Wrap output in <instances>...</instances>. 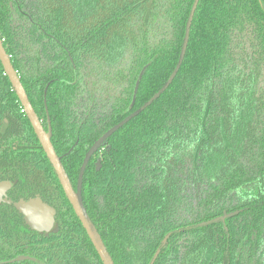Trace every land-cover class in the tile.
<instances>
[{
  "label": "trees",
  "instance_id": "obj_1",
  "mask_svg": "<svg viewBox=\"0 0 264 264\" xmlns=\"http://www.w3.org/2000/svg\"><path fill=\"white\" fill-rule=\"evenodd\" d=\"M194 1L0 0V38L75 189L91 146L168 81ZM8 181L59 230L0 204V264H102L0 62ZM83 202L115 264H264V0H200L175 80L94 155Z\"/></svg>",
  "mask_w": 264,
  "mask_h": 264
},
{
  "label": "water",
  "instance_id": "obj_2",
  "mask_svg": "<svg viewBox=\"0 0 264 264\" xmlns=\"http://www.w3.org/2000/svg\"><path fill=\"white\" fill-rule=\"evenodd\" d=\"M200 0H195L193 6L191 8L188 21L185 29V36L182 44V49L180 53V57L178 63L169 77L168 81L165 85L141 108L127 116L124 120H122L119 124L114 126L112 129L107 131L100 139H98L95 144L90 148L88 153L85 156L83 164L80 169L77 188L74 189L68 174L64 168L62 163V158L58 156L56 153L54 146L52 144V129L49 126L48 131L45 130L42 122L40 121L34 107L32 106L27 92L24 86L21 83L18 72L15 70L13 63L11 61L10 56L7 54V51L4 47L3 41L0 38V62L3 66L5 75L9 78V81L12 85L14 92L16 93L18 100L24 109V113L26 114L35 135L38 138V141L52 165L60 185L67 197L70 205L72 206L76 216L78 217L80 223L82 224L84 230L86 231L93 247L95 248L97 254L100 257V260L103 264H115L111 255L109 254L101 235L99 234L96 226L92 222L85 206L82 198V187H83V178L87 169V166L93 157V155L102 147L107 139L112 137L116 132H118L121 128H123L126 124H128L132 119L140 115L143 111L149 108L155 101H157L170 87V85L175 80L177 74L179 73L187 52L190 32L194 20L195 13L197 11ZM143 73H141L134 91V99L139 90L140 82L142 80ZM101 162H97V171L100 170ZM11 183H0V201H2V196L6 191L11 189ZM17 210L25 217L27 224L35 231L38 232H56L58 230L57 222L55 221V213L54 210L48 205L44 204L41 200H31L29 202H20L16 204ZM22 260H33L30 257H19L17 261Z\"/></svg>",
  "mask_w": 264,
  "mask_h": 264
},
{
  "label": "flooded vegetation",
  "instance_id": "obj_3",
  "mask_svg": "<svg viewBox=\"0 0 264 264\" xmlns=\"http://www.w3.org/2000/svg\"><path fill=\"white\" fill-rule=\"evenodd\" d=\"M47 90H48V87L46 88V90H45V97H46V95H47ZM45 103H46V100L44 101ZM32 104V103H31ZM33 106V105H32ZM135 112V111H134ZM46 114H47V129H45L46 131H48V129H49V126H51V120H50V117H49V114H48V110H47V107H46ZM132 114V113H131ZM40 119V118H39ZM40 121L42 122V125L44 126V121L43 120H41L40 119ZM45 128V127H44ZM51 129H52V127H51ZM52 136H53V134H52ZM101 138V137H100ZM99 138V139H100ZM95 144V143H94ZM93 144V145H94ZM92 145V146H93ZM104 145V144H103ZM102 145V146H103ZM91 146V147H92ZM90 150V149H89ZM88 150V151H89ZM99 151V150H98ZM97 151V152H98ZM96 152V153H97ZM88 153V152H87ZM86 153V154H87ZM95 153V154H96ZM94 154V155H95ZM94 155H93V157H94ZM86 156V155H85ZM93 157L91 158V160L93 159ZM84 159H85V157H84ZM91 160H90V162H91ZM84 161V160H83ZM98 161H100L101 162V159H98L96 162H95V166H96V171H97V162ZM89 162V163H90ZM83 164V163H82ZM89 165V164H88ZM82 166V165H81ZM88 167V166H87ZM101 168H102V162H101V167H100V170H101ZM81 169V168H80ZM87 170V169H86ZM99 170V171H100ZM98 171V172H99ZM80 173V172H79ZM86 173V172H85ZM85 176V175H84ZM78 177H79V175H78ZM83 180H84V178H83ZM77 182H78V180H77ZM0 183H11L12 184V187H11V189H9L8 191H6L5 192V194L2 196V201H0V204H6V205H12L16 210H17V208H16V204H18V203H20V202H13L12 200H10V195H9V193H10V191L13 189V187H14V183L13 182H0ZM77 188V187H76ZM75 189V188H74ZM64 192V191H63ZM65 194V193H64ZM67 198V197H66ZM82 198H83V187H82ZM33 200H37V199H33ZM38 200H41V199H38ZM31 201V200H30ZM42 201V200H41ZM21 202H24V201H21ZM27 202H29V201H27ZM43 202V201H42ZM44 203V202H43ZM84 203V202H83ZM44 204H46V203H44ZM47 205V204H46ZM49 206V205H48ZM85 206V205H84ZM50 207V206H49ZM72 207V206H71ZM52 208V207H51ZM86 208V207H85ZM53 209V208H52ZM73 209V208H72ZM18 211V210H17ZM74 211V210H73ZM19 212V211H18ZM20 213V212H19ZM75 213V212H74ZM21 214V213H20ZM22 215V214H21ZM76 215V214H75ZM23 216V215H22ZM24 217V216H23ZM78 218V217H77ZM24 219H25V217H24ZM25 221H26V219H25ZM55 221H56V216H55ZM57 222V221H56ZM26 224H27V222H26ZM28 225V224H27ZM57 225H58V223H57ZM82 225V224H81ZM29 226V225H28ZM30 227V226H29ZM83 227V226H82ZM31 228V227H30ZM32 229V228H31ZM84 229V228H83ZM33 230V229H32ZM58 230H59V226H58ZM58 230L56 231V232H58ZM35 231V230H34ZM35 232H38V231H35ZM56 232H50V233H47V232H38V233H44V234H53V233H56ZM86 232V231H85ZM87 234V233H86ZM88 236V235H87ZM89 238V237H88ZM90 240V239H89ZM95 249V248H94ZM96 251V250H95ZM66 256H68V255H66ZM99 256V255H98ZM19 257H30L31 259H33V260H22V261H17V259L19 258ZM71 257H72V259L73 260H77L79 263L81 262L82 264H97V260H93V258H91V255H71ZM86 257L88 258V259H86ZM79 258H82V261L79 259ZM100 258V257H99ZM14 262H25V261H28V262H33L34 264H45L44 262H42V261H40V260H38V259H36V258H34V257H31V256H27V255H20V256H18L17 258H15L14 260H13ZM101 261V260H100ZM65 263L66 264H69V262H68V260H66L65 261ZM101 263H102V261H101ZM103 264V263H102Z\"/></svg>",
  "mask_w": 264,
  "mask_h": 264
}]
</instances>
